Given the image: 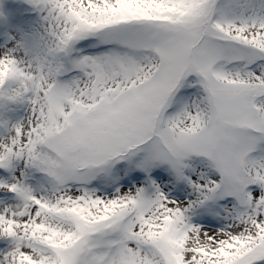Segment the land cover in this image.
<instances>
[{
    "label": "snow or ice",
    "instance_id": "1",
    "mask_svg": "<svg viewBox=\"0 0 264 264\" xmlns=\"http://www.w3.org/2000/svg\"><path fill=\"white\" fill-rule=\"evenodd\" d=\"M0 264H264V0H0Z\"/></svg>",
    "mask_w": 264,
    "mask_h": 264
}]
</instances>
